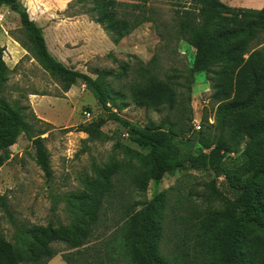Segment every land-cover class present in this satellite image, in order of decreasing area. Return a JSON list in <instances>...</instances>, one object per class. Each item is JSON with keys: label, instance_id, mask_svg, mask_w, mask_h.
I'll return each mask as SVG.
<instances>
[{"label": "rangeland", "instance_id": "rangeland-1", "mask_svg": "<svg viewBox=\"0 0 264 264\" xmlns=\"http://www.w3.org/2000/svg\"><path fill=\"white\" fill-rule=\"evenodd\" d=\"M106 1L109 12L114 9L133 26L120 39L108 29L109 21L100 22L105 6L101 12L98 0H20L43 28L51 53L68 68L98 79L114 112L135 126L171 130L183 155L221 144L228 154L224 168L233 170L244 127L264 116V98L243 106L233 95L221 97L218 72L224 65L195 67L196 49L179 33L177 22L195 11L197 0ZM221 2L254 9L247 3L261 4ZM0 12V48L8 66L0 97L22 114L34 134L45 131L41 137L52 168L49 181L24 132L3 152L8 158L0 167V235L26 250L28 244L44 243L52 228L80 237L92 227L95 241L136 216L142 231L146 206L155 198V240L162 231L160 249L174 264H224L225 243L242 210L224 172L187 167L156 181L149 149L131 141L120 123L108 120L90 135L88 130L107 118L94 91L82 82L65 90L62 78L38 59L19 15L8 7ZM257 48H264V33ZM165 84L172 94L162 93ZM162 96L168 99L159 100ZM258 144L264 145V135ZM257 185L264 201V178ZM105 194L110 197L98 210ZM50 246L70 250L65 243ZM243 253L245 264H264V232L250 228Z\"/></svg>", "mask_w": 264, "mask_h": 264}, {"label": "trees", "instance_id": "trees-1", "mask_svg": "<svg viewBox=\"0 0 264 264\" xmlns=\"http://www.w3.org/2000/svg\"><path fill=\"white\" fill-rule=\"evenodd\" d=\"M197 3L199 6H196L195 11L186 12L177 22L179 33L196 49L195 67L207 70L217 63L224 65L218 72L221 77L219 88L223 87L219 92L221 97L230 98L233 95L243 106H250L255 99L264 98V48H257L264 33V6L261 9L236 8L221 0H197ZM102 5L105 9L100 22L109 21L107 27L110 31H115L117 39L127 35L132 25L119 17L114 9L109 12L106 0H98L99 10ZM0 7H8L19 15L22 26L36 48L38 59L49 71L62 78L65 90L82 82L94 91L107 112V118L98 122L95 131L88 130L90 135L96 136L99 133L97 131L108 120L120 123L131 141L141 148L149 149V158L153 164L152 178L156 181L162 180L167 173L187 167L224 172L230 189L236 194L242 207L240 214L232 222L225 243L224 264H245L243 249L250 228L264 232V201L257 185L264 178V145L258 144V140L264 135V116L244 127L243 142L236 157L239 162L233 170L224 168V159L228 154L223 152L221 144H217L209 152L183 155L181 144L171 130L131 124L110 108L108 94L98 79L68 68L58 60L48 47L43 28L31 18L27 7L20 0H0ZM3 52L0 48V86L6 81L5 73L8 69ZM165 87L163 94L173 93L168 84ZM167 99L166 96L159 98L163 101ZM0 113V167L8 158V154L3 152L10 149L20 133L24 132L35 146L38 165L47 180L51 181L49 152L41 137L45 131L34 134L33 128L22 114L1 97ZM225 114L223 109L219 116L222 127L226 123ZM105 195L99 201L98 210L104 207V199L110 197ZM156 208L157 199L154 198L146 206L142 231L136 227L137 217H129L113 231L98 234L99 239L95 241L93 239L96 234L92 227L80 237L74 236L67 228H52L44 243L28 244L26 250L19 249L0 235V264H48L59 254L67 264H174L170 256L160 249L162 231L155 240ZM93 223H99L98 214ZM53 242L65 243L70 250L62 252L55 249L50 246Z\"/></svg>", "mask_w": 264, "mask_h": 264}, {"label": "crops", "instance_id": "crops-1", "mask_svg": "<svg viewBox=\"0 0 264 264\" xmlns=\"http://www.w3.org/2000/svg\"><path fill=\"white\" fill-rule=\"evenodd\" d=\"M251 1L261 2V4L259 6H253V5H256V4H253L251 2L247 3L248 5H250L252 7H255L257 9H261L264 6V0H251ZM48 264H67V263L63 260V258L56 256Z\"/></svg>", "mask_w": 264, "mask_h": 264}, {"label": "built area", "instance_id": "built-area-1", "mask_svg": "<svg viewBox=\"0 0 264 264\" xmlns=\"http://www.w3.org/2000/svg\"><path fill=\"white\" fill-rule=\"evenodd\" d=\"M4 18V14L0 12V21Z\"/></svg>", "mask_w": 264, "mask_h": 264}]
</instances>
